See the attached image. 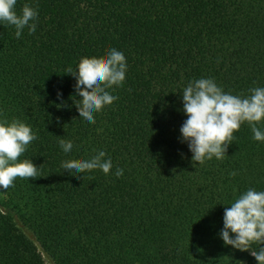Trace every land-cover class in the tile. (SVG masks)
Instances as JSON below:
<instances>
[{
    "label": "trees",
    "instance_id": "obj_1",
    "mask_svg": "<svg viewBox=\"0 0 264 264\" xmlns=\"http://www.w3.org/2000/svg\"><path fill=\"white\" fill-rule=\"evenodd\" d=\"M24 4L37 11L35 32L0 26V121L31 126L18 159L39 168L3 191L41 249L55 264H256L218 234L225 206L264 190V142L243 123L222 159L198 164L179 128L190 80L241 97L264 87V0H17V14ZM109 49L124 54L125 79L88 124L66 69ZM100 150L108 174L61 167ZM0 264H48L1 208Z\"/></svg>",
    "mask_w": 264,
    "mask_h": 264
},
{
    "label": "clouds",
    "instance_id": "obj_2",
    "mask_svg": "<svg viewBox=\"0 0 264 264\" xmlns=\"http://www.w3.org/2000/svg\"><path fill=\"white\" fill-rule=\"evenodd\" d=\"M17 0H0V26L10 25L16 38L27 28L29 34L36 30L37 11L24 4L17 14ZM127 70L124 54L109 49L103 60L96 57H82L75 67L66 69L75 81L73 103L79 119L94 123V114L100 112L117 99L107 89L119 87ZM62 94L57 99L63 103ZM182 112L185 116L179 128V142L186 143L191 160L202 164L213 157L222 159L233 133L241 124L247 123L252 139L264 142V128L257 125L264 121V87L249 89V95L241 97L225 92L211 78L190 80L181 94ZM59 107V105H57ZM36 139L31 126L22 121H0V190L13 186L17 177L32 178L39 167L30 159H18L27 145ZM61 151L69 153L73 148L71 140H58ZM103 150L88 159L64 160L61 167L72 177L79 178L87 171L100 170L108 174L112 168L110 159ZM123 169L117 167L112 175L120 177ZM219 238L225 246L240 251H249L256 264H264V190L248 188L229 206H225ZM259 245L253 248V244Z\"/></svg>",
    "mask_w": 264,
    "mask_h": 264
},
{
    "label": "rangeland",
    "instance_id": "obj_3",
    "mask_svg": "<svg viewBox=\"0 0 264 264\" xmlns=\"http://www.w3.org/2000/svg\"><path fill=\"white\" fill-rule=\"evenodd\" d=\"M0 208L11 214L17 224L18 229L23 232L28 239H30L38 248V250L41 252L44 260L46 261V263L48 264H55L53 262V260L41 249V247L39 246V243L35 237V235L33 234V232L27 228L20 220L17 210L13 207V205L9 202L8 198L6 197L5 193L3 190H0Z\"/></svg>",
    "mask_w": 264,
    "mask_h": 264
}]
</instances>
